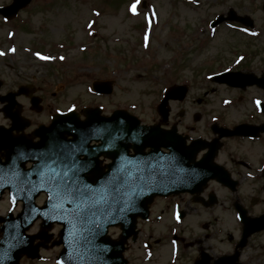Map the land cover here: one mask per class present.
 <instances>
[{
  "label": "rangeland",
  "instance_id": "obj_1",
  "mask_svg": "<svg viewBox=\"0 0 264 264\" xmlns=\"http://www.w3.org/2000/svg\"><path fill=\"white\" fill-rule=\"evenodd\" d=\"M10 1L0 0V6ZM260 1L31 0L17 17L6 21L0 16V93L35 76L34 83L45 89L43 103H51L47 107L52 111L76 106L80 112L83 106L100 105L104 113L122 108L148 123L159 120L156 105L164 89L185 84V99L169 102L171 118L183 116L189 123L195 114L205 119L212 113H224L228 123L246 119L250 97L262 93L251 90L238 99L240 92L209 81V75L244 66L239 53L246 52L255 53L249 64L247 61L250 67L264 68ZM235 7L236 13L254 20L251 32L258 38L225 23L209 34L206 22ZM17 18L28 27H15ZM95 79L112 80V93H93L90 86ZM45 113L47 109L39 116ZM202 119L197 121L199 126ZM6 121L0 113V122ZM246 181L245 189L253 188ZM216 191L218 203L210 211L184 217L180 235L188 241L186 247L179 250L167 236L169 214L161 219L153 215L142 228L153 229L156 239H166L148 251L140 238L128 251L129 264H194L200 252H206L212 264L222 254L232 253L240 237L233 196L228 194L227 199L223 190ZM6 208L7 204H0L1 210ZM58 250H42L43 261L23 259L20 264H55ZM239 251L241 264H264V232L252 234Z\"/></svg>",
  "mask_w": 264,
  "mask_h": 264
},
{
  "label": "flooded vegetation",
  "instance_id": "obj_2",
  "mask_svg": "<svg viewBox=\"0 0 264 264\" xmlns=\"http://www.w3.org/2000/svg\"><path fill=\"white\" fill-rule=\"evenodd\" d=\"M261 5V1L259 3ZM229 10V9H228ZM234 13L232 15H241L236 13L237 8H233ZM229 16V11L226 13ZM232 26L238 27L240 23L237 21H229ZM255 53L249 52L244 54V66L243 64L237 65L235 68L228 67L230 71H241L244 73L253 74L254 80L256 78H261L264 75V68L261 66L250 67L248 65L249 60L254 57ZM248 61V64H247ZM261 64V61H259ZM226 69V70H227ZM35 76L31 77V80L20 82L17 84L15 89H10L4 93H0V113L7 120L6 122H0V126L4 129H9L12 127L11 119L7 118L5 114H18V120L14 122L13 127L15 130L12 131V137L15 143L21 146V151L24 149V142H28L38 147V154H35L33 161H26L23 164V169L26 171L33 165L36 166L32 179L36 183L46 181H52L53 170H44L41 165L48 161L47 155L45 156L42 152H48V144L54 139L52 133H46L45 137H41L35 134V130L40 126H47L51 121V116L53 111L51 108V103H48V107L43 103V91L40 86L34 83ZM251 78V79H253ZM2 82H0V87ZM19 86H24L21 89V93L14 98H11V93L17 91ZM227 89L236 90L241 94H238V99L242 98L244 93L247 91H258L264 96V87L258 84H246L241 87H232L225 85ZM38 98H35V97ZM263 96H251L250 106L251 109L246 115V119H237L236 122H226L227 118L224 113H212L205 119H202L204 115L199 116L195 114L192 116V122L185 120L183 116L178 118H171L169 115L165 120L159 118L158 121L144 122L146 125L158 124L159 127L164 131H169V140L174 139L179 140L185 161L195 164L194 162H199L197 164L204 171H209L211 169H217L224 172V176L227 178L225 183L218 182L215 179L207 181L205 184L198 182L192 186L193 192L188 191L171 195L168 197H156L153 203L150 205V216L158 214L159 217L172 218V214L175 211L184 220V217L191 215L192 213L206 212L210 211L216 203H218L217 189H221L225 193V197L229 199L228 194L233 196L231 201L232 210L235 209V204H239L244 214L254 218L259 217L264 214V97ZM31 98L35 102V108L31 104ZM248 102V101H247ZM45 105V106H44ZM44 117L39 116V113L45 112ZM203 120L199 126L200 120ZM246 124L251 126H259L258 130H251L249 132H238L232 133L224 132L221 128H227L230 130L234 129L235 125ZM224 133H228L227 135ZM67 139L70 137L67 136ZM169 140L166 142L168 144ZM124 145V155H118V146ZM90 145L98 147L99 153L94 156V168L84 173V177L91 182H94L103 172L111 169L113 165H117L118 161H130L133 160V156L136 152L134 141H120L116 138L110 137L109 139H99L97 141H91ZM161 155L166 158V153L169 149L165 146H161ZM18 151V155L13 158L7 157L8 150L6 148L0 150V162L3 163V167L7 166L6 160H22L24 157L22 152ZM150 151V145L144 147L141 151L146 154ZM254 154V155H251ZM253 156V158L251 157ZM256 157V158H255ZM82 159L85 157L82 156ZM177 157H175V160ZM4 179L6 180L4 185L8 184L10 181H21L24 178H29V175L22 172H1ZM21 179V180H19ZM105 179V177H103ZM250 183L249 185L253 188L250 190L245 189V183ZM212 184H215L213 188ZM45 196L41 193L38 200L43 201ZM215 201V202H213ZM0 202L11 203L8 191L5 189L1 195ZM155 202L157 204V210H155ZM173 221L171 220V223ZM180 225V224H179ZM177 225V226H179ZM170 229L172 226L169 227ZM180 228V229H179ZM176 228L177 231L172 233V229L168 231L167 236L175 239L179 246L186 247L189 243L184 238L181 237L180 232L185 227ZM60 227L58 225H52L49 232L53 236L59 232ZM179 229V231H178ZM39 226L36 231H40ZM114 232V233H113ZM112 239L116 238L117 229L111 228L109 230ZM154 230L150 228L138 227L137 237L132 243L139 240L140 236L145 239L148 243L149 248L155 247L154 244H163L166 237L156 239L153 237ZM206 236V235H205ZM54 237L51 238V241ZM130 241L127 245L128 253L131 250ZM128 258V257H127ZM131 256L128 258V264Z\"/></svg>",
  "mask_w": 264,
  "mask_h": 264
},
{
  "label": "water",
  "instance_id": "obj_3",
  "mask_svg": "<svg viewBox=\"0 0 264 264\" xmlns=\"http://www.w3.org/2000/svg\"><path fill=\"white\" fill-rule=\"evenodd\" d=\"M29 1L30 0H13L10 5L0 7V13H2L5 17L10 18L14 16L20 8L29 3ZM212 80H218L222 82L226 79L224 78V74H220L213 76ZM109 86L110 84L108 82L96 81L94 83V89L97 91H104L105 89H108V91L104 92H109ZM176 88L173 87L168 91L167 98L172 96V91H174ZM180 89V94L177 96L179 98H183L186 88L180 87ZM167 98L165 100V105L167 103ZM165 105L164 109L162 108L163 111H160L161 114H166L167 112ZM162 106L163 104L161 107ZM116 115L118 119L119 130L122 132L125 130L122 127L126 121H122L121 117L126 118L128 124L130 125L137 123V120H134L132 116L123 111H118ZM74 123L76 126L80 127V124L77 121H74ZM83 126L84 125H81V127ZM137 128L140 130V132H145L147 127L138 126ZM69 132H72L73 135H77L82 132V129H76L75 131L71 130ZM151 132L152 131H150V133ZM183 172L184 171L182 170H177V175L174 176L176 182L180 181L181 183H184V179L191 176V172L186 176ZM150 173L155 172L150 171L148 174ZM156 173L161 175L151 178L150 183L145 185V188L149 189L148 194H138V192L135 194V185H133V180H130L125 184L118 185L116 196L112 202H110L108 199L106 202L101 203V208L103 211L99 216L94 214L96 211L95 208L90 207V205L81 207L78 202L72 203L67 209L66 207L63 208V212L61 211L60 215L62 218L58 219V222L64 224L60 238L62 239L65 248L60 254L61 256L59 261L63 264H124L121 254L123 251V244L130 235V232L133 231L136 216H146L147 204L152 199V193L156 194L163 192L162 194H164L176 186V183L173 182L168 174H165L161 171H156ZM154 187H158L159 189L152 190ZM32 204L33 203L30 202L27 206H32ZM92 205L97 206L99 204H95L93 202ZM111 207L112 209L114 208L112 214L110 212ZM46 210L48 212L47 207L40 210V215L43 218L46 216ZM97 217L99 220H101V230L98 229L99 226L97 225ZM243 222V235L241 241L238 244L240 248L245 245L246 239L251 232L263 228L262 223L264 221L261 222V225L259 224L257 227H255L257 223H260L259 219L253 221L251 218L244 216ZM111 224H119L125 229H123L124 232L121 234L120 239L117 242H110L107 239L105 229ZM25 227L26 226H24V228ZM7 237L12 238L14 236L8 235ZM15 237L17 238V245L13 247L11 246L7 250H10L12 254L15 253L16 255L14 257L18 258L21 252L26 251V248H23L20 245H25L26 239L33 238V236L28 237L25 235L24 229L22 227L21 230L16 232ZM237 257L238 252L236 251L233 255L221 257L214 264H237L235 263ZM205 262L206 261H199L196 264H205Z\"/></svg>",
  "mask_w": 264,
  "mask_h": 264
},
{
  "label": "snow or ice",
  "instance_id": "obj_4",
  "mask_svg": "<svg viewBox=\"0 0 264 264\" xmlns=\"http://www.w3.org/2000/svg\"><path fill=\"white\" fill-rule=\"evenodd\" d=\"M59 183V182H58ZM65 184L67 187H71L70 185H67V181H65ZM69 195H72V196H86L87 193L86 192H81L79 188H76L75 190L71 191V192H68Z\"/></svg>",
  "mask_w": 264,
  "mask_h": 264
}]
</instances>
